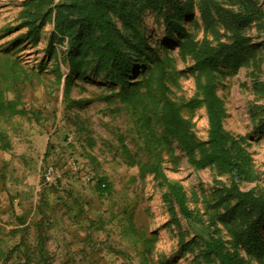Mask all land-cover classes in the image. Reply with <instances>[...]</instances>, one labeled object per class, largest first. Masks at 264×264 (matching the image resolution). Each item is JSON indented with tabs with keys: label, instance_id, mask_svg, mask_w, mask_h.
<instances>
[{
	"label": "rangeland",
	"instance_id": "374dc122",
	"mask_svg": "<svg viewBox=\"0 0 264 264\" xmlns=\"http://www.w3.org/2000/svg\"><path fill=\"white\" fill-rule=\"evenodd\" d=\"M114 1L104 4L111 5L120 47L132 54L127 85L97 71L88 43L99 33L91 28L82 34L90 23L80 20L73 0H0L2 246L17 244L21 233L12 230L29 224L26 239L44 240L50 264H207L203 232L235 250L245 229L238 203L224 188L235 182L264 197V0ZM188 1L192 9L182 27L192 21L185 39L196 51L232 42L235 18L251 14L240 26L244 46L235 67L220 60L211 72L200 70L197 52L169 38L165 14L178 16ZM61 12L65 34L56 28ZM39 24L35 41L29 32ZM140 33L154 49L153 40L170 49L157 51L170 62L165 87L155 74L140 76L144 63H155L152 51L146 59L134 53ZM83 54L81 66L71 70L73 58ZM208 78L226 112L225 131L247 154L244 175L216 165L196 169L176 142L156 143L163 134V96L178 104L197 141H208L207 105L198 89ZM132 83L139 84L136 95ZM9 103L17 104L15 112ZM154 163L182 185L194 219L167 201L162 177L148 169ZM102 178L112 188L103 197L96 190ZM260 235L264 243V229ZM240 253L249 264H264ZM22 257L15 252L0 264Z\"/></svg>",
	"mask_w": 264,
	"mask_h": 264
},
{
	"label": "trees",
	"instance_id": "16d2710c",
	"mask_svg": "<svg viewBox=\"0 0 264 264\" xmlns=\"http://www.w3.org/2000/svg\"><path fill=\"white\" fill-rule=\"evenodd\" d=\"M105 0H73V5L78 7V11L81 15L82 22H88L89 27L81 29L82 34H90L91 28H96L99 33V38L91 43V49L96 57V67L98 72H105L107 79L118 81L122 85L127 82L126 71L129 67L128 60L132 56L131 52H127L120 47L117 37L113 30V20L109 12L111 5L105 6ZM119 3V0L114 1ZM180 8L178 16H170L165 14L166 33L173 42H177L182 50L191 49L190 44L187 43L185 37L188 33L186 29L190 28L192 21L189 20L187 28H183L182 25L185 22L186 17H189V12L192 9V3ZM114 6V5H112ZM146 10H142L144 12ZM251 14H241L235 18L233 24L235 29L232 34V42L226 44H220L219 46H210L204 44L194 55L196 59V65L200 70H206L211 72V68L216 66L220 60H223L229 66H236L235 61L237 53L244 46L242 28L240 27L244 21L248 20ZM65 17L67 15L61 12L57 18L56 28L58 34H65L66 24ZM35 22V21H34ZM33 22V23H34ZM41 24L34 25L30 28V35H33L35 41L39 38V30ZM141 34V33H140ZM139 34V35H140ZM81 39V38H80ZM77 40V38H75ZM131 45L130 42H128ZM152 44L156 46L154 49L148 44V39L143 34L138 39L136 44H133V51L136 55L141 54L142 59H146L147 51L154 53V64H145L143 72L140 76L146 77L149 74H155L158 76V81L165 87L163 82L168 78L170 62L164 60L163 56L158 55V49H161L164 53L169 52L167 46L157 44L156 40L152 41ZM85 54L81 57H75L71 61V70H75L81 66L85 60ZM152 77V76H149ZM127 85V84H126ZM132 83L131 89L133 95H136L139 88ZM125 86L121 93L122 99L125 101L128 98V93L125 92ZM198 89L201 91L203 99L207 105L208 119L210 124L209 139L207 142H198L195 138L190 121L184 118L181 114L180 107L172 99L163 96L161 101V108L158 114V120L163 126V134L156 139V143L159 145L171 144L176 142L177 147L186 154L188 161L196 169H202L207 166L216 165L220 170L224 172H236L239 175L247 173L248 157L246 152L237 145V142L225 131L223 126V119L226 116L225 109L223 107L221 99L216 93L215 85L208 80L206 83H198ZM8 108L13 112L17 110V104L9 103ZM2 107H5L2 104ZM184 158V156L182 157ZM149 170L160 175L163 179L162 184L167 188L165 197L167 201H170L177 208L180 215L187 220L195 218L194 211L189 207L187 202L186 193L182 185L177 181H171L163 172L162 168L158 164L154 163ZM96 190L100 196L109 195L112 191L110 183L106 178L98 180L96 184ZM226 196L235 199L238 203L237 210H241V218L244 221L245 229L240 238L239 245L235 250L227 248L225 241L213 236L209 232L202 233L201 239L204 242V257L207 259V264H249L246 257H243L240 250H243L248 259L255 258L259 262L264 261V243L261 239L260 231L264 229V197L257 195L254 191H241L239 186L233 182L231 186L224 188ZM235 209V211H236ZM26 223L24 220L21 224ZM29 225V224H28ZM28 225L21 228L13 229V233H21L20 241L11 248H3V229L0 227V261L8 263L15 252H23V257L19 261L12 264H50L48 251L45 248L44 240L39 237L36 243H30L26 239V233L28 232Z\"/></svg>",
	"mask_w": 264,
	"mask_h": 264
}]
</instances>
